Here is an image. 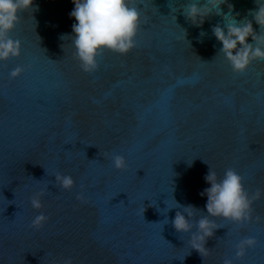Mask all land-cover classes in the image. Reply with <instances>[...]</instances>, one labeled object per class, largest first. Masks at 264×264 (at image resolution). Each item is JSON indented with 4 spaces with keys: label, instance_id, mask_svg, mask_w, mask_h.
Segmentation results:
<instances>
[{
    "label": "water",
    "instance_id": "water-1",
    "mask_svg": "<svg viewBox=\"0 0 264 264\" xmlns=\"http://www.w3.org/2000/svg\"><path fill=\"white\" fill-rule=\"evenodd\" d=\"M36 3L11 33L22 56L0 62V264H264V196L255 198L264 193V61L236 74L212 33L221 16L197 27L183 14L188 0H134L135 48L102 52L86 73L72 37L60 39L73 34V0ZM230 3L239 19L258 8ZM17 66L25 71L14 80ZM210 167L243 178L252 220L211 218L220 228L202 256L172 224L181 209L168 205L207 215L200 193ZM56 174L72 176L75 188L59 189ZM41 191L37 210L31 199ZM41 213L47 222L34 228ZM247 237L257 244L237 259Z\"/></svg>",
    "mask_w": 264,
    "mask_h": 264
},
{
    "label": "clouds",
    "instance_id": "clouds-1",
    "mask_svg": "<svg viewBox=\"0 0 264 264\" xmlns=\"http://www.w3.org/2000/svg\"><path fill=\"white\" fill-rule=\"evenodd\" d=\"M255 2L258 8L249 10L252 20L239 19V13L233 15L235 8L230 0H188L182 6L184 16L193 26H202L213 15L223 18L224 24L213 26L212 33L222 45L218 56H223L236 74H244L254 62L264 61V0ZM73 4L74 8L69 13L75 21L72 25L73 34H62L60 39L72 37L75 55L82 71H96L97 57L104 51L127 55L135 48L142 17L134 6V0H73ZM223 6H227V13L223 11ZM38 10L36 0H0V62L22 56L23 45L21 41L13 39L11 33L20 22L22 12L34 13ZM253 20L260 28L259 34L254 29ZM200 35L203 37L206 33L201 32ZM186 37L187 32L184 30V38L187 40ZM24 71V67L17 66L10 71L9 76L15 80ZM112 163L120 170L127 165L126 159L121 155L113 156ZM187 163L191 167L193 160H188ZM204 179L210 185L200 193L207 198V215L197 218L196 213L203 212L194 205H181L176 200L171 206L168 205L169 209H181L176 212L172 224L177 232L191 234L190 247L202 256L208 251L205 247L207 240L220 228L211 218L231 223L251 222L253 203L244 188L243 178L232 169L226 170L220 178L210 167ZM55 181L56 186L64 191L75 188V181L70 175L56 174ZM43 195L44 192L41 191L31 199L34 209L43 208ZM262 196L264 193L258 191L255 198L260 199ZM46 222L47 216L41 213L34 217L32 225L40 228ZM256 244V239L252 237L241 239L236 245L235 257L243 259ZM65 264H71V261L68 260ZM224 264H233V260L225 259Z\"/></svg>",
    "mask_w": 264,
    "mask_h": 264
}]
</instances>
